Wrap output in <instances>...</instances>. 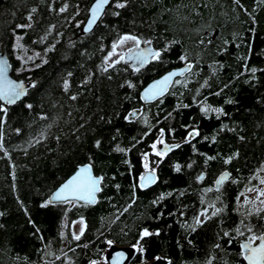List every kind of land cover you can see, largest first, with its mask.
Segmentation results:
<instances>
[{
    "label": "trees",
    "instance_id": "1",
    "mask_svg": "<svg viewBox=\"0 0 264 264\" xmlns=\"http://www.w3.org/2000/svg\"><path fill=\"white\" fill-rule=\"evenodd\" d=\"M93 1L0 0V51L7 55L14 75L29 85L26 97L8 106L2 127L0 264H90L103 256L107 241L139 245L128 264L158 257L167 259L166 264H246L240 247L244 237L235 229L244 220L264 230V212L247 216L239 210L237 199L246 185L257 184L254 177L264 166V71H260L264 69V4L257 0H240L239 5L235 0H129L125 9L109 7V14L85 33L83 25ZM65 4L67 11L59 13ZM33 7L38 11L30 22L27 17ZM117 11L119 16L112 14ZM29 23L31 27L17 28ZM52 25L56 27L49 33ZM125 33L151 39L155 48L169 43L171 48L163 62L149 63L138 73L123 62L103 72L113 42ZM17 35L28 52L51 49L46 62L18 71L22 61L14 47ZM181 55L194 65L186 77H178L187 78V88H170L163 103L143 101L140 93L150 81L185 66ZM245 64L257 69L255 79ZM65 80L70 82L67 91ZM126 81L135 87L129 88ZM204 81L207 86H202ZM73 95L76 100L71 99ZM205 98L228 115L205 118L194 103ZM181 103L191 107L176 111ZM134 109L142 110L148 124L126 122L125 116ZM168 113L173 118L165 119ZM187 124L198 125L202 136L208 137L193 143L199 152L216 156L215 160L205 164L204 156L183 144L187 132L182 125ZM161 128L175 129L166 141L183 147L163 158L154 185L134 190V179L144 172L141 154L152 152L150 145ZM146 132L150 134L144 136ZM117 147L130 151L119 152ZM229 156L234 158L225 164ZM192 161V168L174 171L176 163ZM85 163H92L95 174L105 178L98 203L41 207ZM223 171L230 172L232 179L216 191L214 182ZM202 174L200 181L197 177ZM208 188L213 191L207 192ZM133 195L136 202L117 220ZM213 202L218 207L222 204L224 212L195 232L188 230L185 224ZM81 218L87 228L76 241L71 224ZM144 228L159 235L141 240ZM36 229L39 233L34 235ZM225 231L232 236L223 237Z\"/></svg>",
    "mask_w": 264,
    "mask_h": 264
},
{
    "label": "snow or ice",
    "instance_id": "2",
    "mask_svg": "<svg viewBox=\"0 0 264 264\" xmlns=\"http://www.w3.org/2000/svg\"><path fill=\"white\" fill-rule=\"evenodd\" d=\"M258 3L264 4V0H257ZM129 0H94L91 6L88 8L89 18L87 20L86 27L84 28L85 33L91 32L93 28L97 25L99 21L102 20V17L108 15V8L115 7L117 9H125L128 7ZM237 5L240 4V0H235ZM243 7L242 5H240ZM78 7V6H77ZM68 5L65 4L59 8V13H64L67 11ZM38 11L36 7L30 9V14L28 15L27 19L31 22L33 20V14ZM247 11V10H245ZM113 15L119 16L120 13L114 12ZM76 15H79V11L76 12ZM78 22L77 26H79ZM31 27V23L28 25H17V28L24 29ZM56 26L52 25L49 28V33L52 29ZM59 34V33H58ZM152 40L146 39L141 36H137L132 33H125L119 37V39L113 42L111 51L108 52L107 56L104 59L103 63V72H108L110 69H114L116 65L121 64L122 62L125 64H129L134 72H140L147 64L152 62H163L164 55L170 50L171 43L166 44L163 48H153L152 47ZM203 43V41H201ZM227 41H225V45H227ZM128 44H131V47H127L125 52L118 51L119 48H122ZM51 50V49H48ZM226 50V48L224 49ZM181 62L185 64V68L179 71H172L168 74L164 75L161 79L152 83L148 88L144 90L141 95V99L146 103H151L153 101H158L163 103V97L168 93L170 88H174L176 86L187 88L189 81L187 78L185 79H178V77H186V73H191L193 70V63L188 60L186 55H181L179 57ZM244 59H247L246 57ZM46 62V61H45ZM245 69L252 74V79H255V73L257 69L252 67L248 69L247 64H245ZM8 70V63L6 60L0 59V149H3V133L2 127L3 124L6 122V117L8 114V106L15 105L18 101H20L24 96L27 95L28 89L22 82H16L8 78L7 76ZM260 71H264V69H260ZM72 73L69 72L68 76H71ZM91 77L85 80V84L88 83ZM109 79L111 77L109 76ZM208 82L204 81L202 86H207ZM126 85L129 88H134L135 85L131 81H126ZM124 85H122L123 87ZM32 88L36 87L35 83L31 84ZM63 87L65 91L68 90L70 87V82L65 80L63 83ZM227 87V85H225ZM222 91V90H221ZM215 95H220L219 92L214 93ZM72 100H76L77 97L75 95L71 96ZM207 98L204 100L194 101L199 106V110L201 114L205 118H211L213 115L216 119H220L221 116L228 115L224 112L222 107H214L211 104H208ZM228 103H232L233 101L229 100ZM27 108L31 109L32 105H26ZM191 107L189 104H178L176 111H179L181 108L187 109ZM141 109H134L130 110L128 114L125 116L126 122L132 123L138 120H143L145 124H148V119L146 116L141 115ZM46 118V117H41ZM173 118L172 113H168L165 119ZM103 119V117H101ZM159 123V121H157ZM187 135L184 137L183 144H189L192 147L193 153L197 155H202L205 157V164L208 161L215 160L216 156L207 155L206 153H201L196 148V145L193 141L199 142V139L208 140L207 136H202L200 128L198 125L187 124L182 125ZM226 127V126H224ZM221 131L224 128L220 129ZM231 130V129H230ZM18 131V130H17ZM175 129H168L167 132L164 128L159 129V136L157 139L150 145L152 152H144L142 153V167L144 168V172L141 173L138 177L134 179L133 189H140L146 190L152 185H154L158 181V176L156 173V168L159 167V164L163 162V158L166 157L169 153L181 149L183 147L182 143H172L169 144L166 141L167 136H174ZM150 132H146L144 136L149 135ZM43 136V133H41ZM143 139V137L141 138ZM243 140V137H240ZM40 139H36V143H40ZM212 142H215V136L212 137ZM100 146V141L96 142V147ZM119 152H127L130 149H124L117 147L116 149ZM155 156L160 158L158 160H151V156ZM236 157L239 156L237 152L235 154ZM233 156H229L224 160L225 164H230L232 162ZM127 162V161H126ZM195 161H192L186 165H182L180 163H176L174 165V171L176 173H180L184 167L192 168ZM155 165V167H153ZM264 171V169H261ZM258 179V185L264 186V178L254 177ZM104 176H97L93 173V165L89 163L87 165L81 166L77 169L75 174L68 179L65 183H63L59 189L53 193L52 197L41 204V207H48L50 205H54L56 203H63V204H76L79 202H83L84 204L91 205L98 202V195L103 191V183H104ZM198 180L203 181L204 175H200L197 177ZM232 179L231 173L228 171H223L215 180V190L219 191L220 186H222L225 182ZM119 188V185H116ZM207 192L213 191V188L206 189ZM247 192L254 193L255 198H249L245 196L243 201V207L246 209V215L252 216L257 215L259 216L262 212H264V187L253 186L247 189ZM167 195H171L168 193L166 195H160L156 200H153V204H157L160 201H163ZM241 195H244L241 193ZM239 200V197L237 198ZM219 200V197H217ZM136 202V197L133 195L131 203L128 204L127 207L123 209L122 212H119L116 216L118 220L120 215H123V212H127L128 208L132 206ZM255 209V212L252 209ZM225 208L221 204V206H217L216 203H209L206 207H204L194 218L191 223H186L185 227L195 232L198 226H203L208 220L217 217L218 215L224 212ZM3 215V213H0ZM160 215H163L161 213ZM183 215V213H181ZM29 223H32L35 227L34 221L29 219ZM80 223L82 227L79 229V232H73L72 238L76 241H79L81 237L84 235L85 229L87 228L86 223L81 218ZM242 227H238L235 229V232L238 236L244 237V242L240 245L241 247V255L246 261V264H264V230L257 231L254 226L250 223H247L244 220L240 221ZM39 233V229H36L34 235ZM152 235H159V232H151L149 229L144 228L141 230L140 239L143 240L145 237H149ZM232 234L230 232H223V237H231ZM43 239L42 237H40ZM231 242V240H229ZM109 245L112 244V241H107ZM47 247V245L45 246ZM139 247V245L135 246ZM216 247H220V245H216ZM65 255H67L65 253ZM60 259V257H56ZM125 258L124 253H116L115 256L111 261L108 260L107 257L104 258V264H120V261ZM90 264H98L97 261L93 260ZM211 264V262H209Z\"/></svg>",
    "mask_w": 264,
    "mask_h": 264
},
{
    "label": "rangeland",
    "instance_id": "3",
    "mask_svg": "<svg viewBox=\"0 0 264 264\" xmlns=\"http://www.w3.org/2000/svg\"><path fill=\"white\" fill-rule=\"evenodd\" d=\"M14 47L16 49V55L22 61V66L18 69V71H23V70H26V69L34 68V67H36L38 65L43 64L45 62V60H46V55H47V51L48 50H45V51H37L36 50V51L28 52V50L22 44L20 35H17L15 37ZM127 47H131V44H128V45H126V46H124L122 48H119L118 51L125 52ZM262 169H264V166L262 167ZM256 177L264 178V171L258 172ZM253 186L264 187V186L258 185V182H257L256 185H246L244 187L243 191L241 192L244 195L240 194L239 195V200H238L239 210L241 212L242 211H246V209L242 206L245 196H248L249 198H252V199L255 198V194L254 193L247 192V189L251 188ZM252 211H255V209L253 208ZM80 220H76V221H74L71 224L72 233L73 232H76V233L79 232V229L82 227V225L80 223ZM63 226L65 227V221L63 222ZM113 244L114 243H112L111 245L108 246L107 250L105 251V253L103 254V256L100 259L95 260V261L98 262V264H104V258L105 257H107L108 260H109L110 253L113 251ZM136 248H138V247H136ZM165 262H167V259L165 260ZM149 263H151V262H147V263H144V264H149Z\"/></svg>",
    "mask_w": 264,
    "mask_h": 264
},
{
    "label": "water",
    "instance_id": "4",
    "mask_svg": "<svg viewBox=\"0 0 264 264\" xmlns=\"http://www.w3.org/2000/svg\"><path fill=\"white\" fill-rule=\"evenodd\" d=\"M94 2V1H93ZM92 2V3H93ZM91 3V4H92ZM91 6V5H90ZM88 18H89V14H88V16H87V19H86V21H85V23H84V25H83V31H84V28L86 27V24H87V20H88ZM100 22V21H99ZM98 22V23H99ZM98 23H97V25H98ZM96 25V26H97ZM95 26V27H96ZM95 27L93 28V30L95 29ZM85 32V31H84ZM152 47L153 48H155L153 45H152ZM0 59H3V60H6L7 61V63H8V70H7V76H8V78L9 79H11V80H13V81H16V82H22L25 86H26V88L27 89H29V85L27 84V83H25L24 81H22L21 79H19V78H17L15 75H14V73H13V70H12V66H11V63H10V61H9V59H8V57H7V55L4 53V52H1L0 51ZM185 68V66H183V67H180V68H175V69H171V70H169L168 72H166V73H164L163 75H161L160 77H158V78H156V79H154V80H152V81H150L143 89H142V91H141V95H142V93L144 92V90L146 89V88H148L152 83H154L155 81H157V80H159V79H161L164 75H166V74H168L169 72H172V71H179V70H181V69H184ZM28 92V91H27ZM26 96H24L21 100H23L24 98H25ZM20 100V101H21ZM20 101H18V102H20ZM17 102V103H18ZM87 164H89V163H85V164H82V165H78L77 167H76V169H75V171L65 180V181H63L51 194H50V196L48 197V199H50L51 197H52V195H53V193H55L58 189H59V187L63 184V183H65L68 179H70L74 174H75V172L77 171V169L79 168V167H81V166H84V165H87ZM93 173L95 174V172H94V168H93ZM96 175V174H95ZM97 176H101V175H97ZM217 179V178H216ZM215 185V184H214ZM216 187V186H215ZM221 187V186H220ZM98 200H99V195H98ZM98 203V202H97ZM97 203H95V204H91V205H88V206H94V205H96ZM56 204H63V203H56ZM77 204H79V205H87V204H84L83 202H79V203H77ZM136 252H137V248L135 247V246H118V245H115V244H113V251L110 253V257H109V261H111L112 259H113V257L115 256V254L116 253H124V255H125V258L124 259H122L121 261H120V264H128L132 259H133V257H134V255L136 254ZM159 260V261H158ZM165 258H162V257H158V258H156L155 260H153V261H151V263H149V264H166L167 262H165Z\"/></svg>",
    "mask_w": 264,
    "mask_h": 264
},
{
    "label": "flooded vegetation",
    "instance_id": "5",
    "mask_svg": "<svg viewBox=\"0 0 264 264\" xmlns=\"http://www.w3.org/2000/svg\"><path fill=\"white\" fill-rule=\"evenodd\" d=\"M156 158V157H155ZM155 160H158V159H155ZM261 170H259V172H260ZM253 212H255V211H253ZM255 228H256V230L257 231H261V229H259V228H257L256 226H254ZM244 242V240H242V243Z\"/></svg>",
    "mask_w": 264,
    "mask_h": 264
}]
</instances>
